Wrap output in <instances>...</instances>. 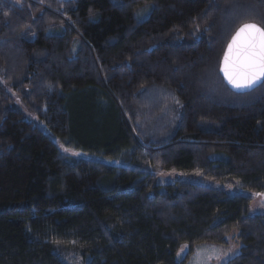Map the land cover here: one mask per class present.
<instances>
[{"label": "trees", "instance_id": "16d2710c", "mask_svg": "<svg viewBox=\"0 0 264 264\" xmlns=\"http://www.w3.org/2000/svg\"><path fill=\"white\" fill-rule=\"evenodd\" d=\"M245 22L264 0H0V264H187L230 237L225 264H264V81L219 71Z\"/></svg>", "mask_w": 264, "mask_h": 264}, {"label": "snow or ice", "instance_id": "6c2138e0", "mask_svg": "<svg viewBox=\"0 0 264 264\" xmlns=\"http://www.w3.org/2000/svg\"><path fill=\"white\" fill-rule=\"evenodd\" d=\"M219 71L238 92L251 90L264 81V25L240 24L228 42Z\"/></svg>", "mask_w": 264, "mask_h": 264}, {"label": "rangeland", "instance_id": "374dc122", "mask_svg": "<svg viewBox=\"0 0 264 264\" xmlns=\"http://www.w3.org/2000/svg\"><path fill=\"white\" fill-rule=\"evenodd\" d=\"M146 17L148 16V12L145 14ZM143 17V15L141 16ZM6 91L13 95L11 90L6 89ZM24 119L31 121L37 127H39L46 135L52 137L51 134L45 129L39 121L30 113L24 114ZM54 142L57 144L58 147L61 145L53 138ZM85 158H90V156L85 155ZM155 175L158 176V180L160 183H167L172 181L175 178H182L186 180H190L192 182H197L203 185H210L206 181H199L196 175L192 176H181L180 174L175 173H163L158 170H151ZM214 187L220 188L225 190L231 195H235L238 193L245 194L243 191L238 189V186L233 188H225L222 186L215 185ZM254 199L250 205V215H264V193L261 195L253 196ZM214 250V251H213ZM239 252V245L235 242L231 237L228 239V244L226 246H218L212 244H201L195 247L192 256L189 258L187 264H225L230 259L234 258Z\"/></svg>", "mask_w": 264, "mask_h": 264}, {"label": "water", "instance_id": "95a60500", "mask_svg": "<svg viewBox=\"0 0 264 264\" xmlns=\"http://www.w3.org/2000/svg\"><path fill=\"white\" fill-rule=\"evenodd\" d=\"M230 41V40H229ZM228 45V44H227ZM227 49V46H226V48H225V50ZM225 52V51H224ZM223 56H224V53H223ZM222 60H223V57H222ZM221 60V61H222ZM221 73V72H220ZM221 75H222V77H223V73H221ZM223 80H224V83H225V85L228 87V89L231 91V92H233V93H236V94H245V93H248V92H251V91H253V90H255L257 87H259L260 85H261V83L263 82H261V83H259L255 88H253V89H251V90H248V91H246V92H238V91H236L235 89H233L228 83H227V81L224 79V77H223Z\"/></svg>", "mask_w": 264, "mask_h": 264}]
</instances>
